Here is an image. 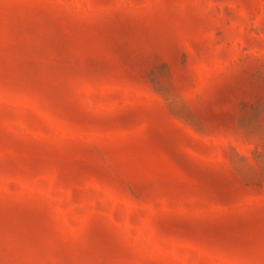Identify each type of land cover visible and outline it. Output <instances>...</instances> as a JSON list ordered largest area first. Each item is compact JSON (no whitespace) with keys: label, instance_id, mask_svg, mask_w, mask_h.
Listing matches in <instances>:
<instances>
[{"label":"rangeland","instance_id":"rangeland-1","mask_svg":"<svg viewBox=\"0 0 264 264\" xmlns=\"http://www.w3.org/2000/svg\"><path fill=\"white\" fill-rule=\"evenodd\" d=\"M0 264H264V0H0Z\"/></svg>","mask_w":264,"mask_h":264}]
</instances>
